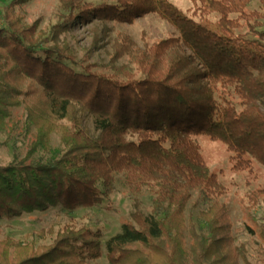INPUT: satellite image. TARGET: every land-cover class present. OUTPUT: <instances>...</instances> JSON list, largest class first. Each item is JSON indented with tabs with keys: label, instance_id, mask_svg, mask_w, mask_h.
<instances>
[{
	"label": "trees",
	"instance_id": "1",
	"mask_svg": "<svg viewBox=\"0 0 264 264\" xmlns=\"http://www.w3.org/2000/svg\"><path fill=\"white\" fill-rule=\"evenodd\" d=\"M29 1L0 0V132L16 107L24 109V131H34L25 156L0 165V221L99 205L119 175L131 210L105 243L109 264H264V208L254 212L264 186L239 197L261 250L253 263L246 244H234L227 187L198 142L221 144L231 169L253 178L256 164L264 166V0L256 9L252 0H189L185 11L172 0H57V22L47 32L17 12ZM150 13L177 34L138 46L120 32L100 66L78 61L58 39L77 21L132 23ZM86 115L96 137L83 126ZM54 134L60 147L51 145ZM187 210H197L198 228ZM101 237L72 222L23 239L4 236L0 264H92L102 255Z\"/></svg>",
	"mask_w": 264,
	"mask_h": 264
},
{
	"label": "rangeland",
	"instance_id": "2",
	"mask_svg": "<svg viewBox=\"0 0 264 264\" xmlns=\"http://www.w3.org/2000/svg\"><path fill=\"white\" fill-rule=\"evenodd\" d=\"M93 4L112 2V0H83ZM181 10L185 11L191 6L189 0H172ZM1 4V3H0ZM259 7L258 0H252L250 9ZM57 0H31L28 3L17 7V12L25 16L28 23L36 19L40 20L39 28L47 32L53 24L57 22ZM120 32H126L133 41L142 46V40L152 44L161 38L177 34L175 28L166 20L155 13L147 14L136 18L132 23L106 21L99 22L96 19L88 23L81 24L76 22L67 32H61L58 39L67 42L73 50L76 58L80 62L96 64L108 63L109 53L113 40ZM264 111V103H260ZM24 109L23 107L10 108V115L7 119L5 132H0V165H6L12 162L14 157L21 160L34 139V131L25 132L23 129ZM83 126L92 137L97 136L90 116L84 117ZM206 163L211 170H214L221 182L227 187V193L224 201L227 204V214L232 224L231 233L234 236V244L245 243L247 246L249 261L255 263L260 257L256 237L246 228V218L242 211V204L239 197L247 188L253 189L258 186H264V166L256 164V178H253L245 170L235 171L231 169V163L228 154L219 143L208 140L205 137L198 138ZM51 145L60 147L57 135H52ZM39 154H36L38 156ZM249 182V187L247 185ZM142 210L149 215L151 207V194L145 191L141 196ZM264 208L262 204L255 210L256 216H260ZM131 210V201L126 193L124 178L116 176V183L113 192L107 196L101 204L93 207H78L73 211H68L61 206L49 207L45 211H37L20 216L4 218L0 221V238L9 236L14 239H23L27 234L48 228L59 229L66 223H73L76 227H85L92 231L100 230L101 237V257L92 264H109L106 257V241L116 233L120 232L122 225L129 222V212ZM186 211V218H191L196 228L199 227L197 210L191 215ZM253 226L251 222H249ZM189 224L183 235L187 246H190L191 239L189 235ZM42 241L36 239V244ZM243 264L241 260L238 262ZM185 264H191L190 259ZM262 264V263H260Z\"/></svg>",
	"mask_w": 264,
	"mask_h": 264
}]
</instances>
